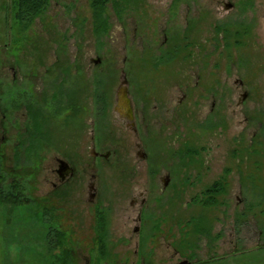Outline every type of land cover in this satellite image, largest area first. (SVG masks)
Wrapping results in <instances>:
<instances>
[{"label": "rangeland", "instance_id": "1", "mask_svg": "<svg viewBox=\"0 0 264 264\" xmlns=\"http://www.w3.org/2000/svg\"><path fill=\"white\" fill-rule=\"evenodd\" d=\"M11 1L0 0V95L12 106L26 84L36 98L45 93V118L29 122L45 152L40 156L36 143L25 150L14 143L28 122H1L9 141L0 144V163L32 201L0 204V264H264V0H110L99 34L90 0H49L23 28L12 18ZM217 23L232 32L249 25L247 35L220 32L214 51ZM123 75L134 113L147 122L141 142L113 110ZM185 82L196 89L186 91ZM59 91L70 95L61 107L54 102ZM74 95L75 117L67 107ZM100 95L105 111L96 106ZM214 119L213 127H202ZM90 143L108 159L88 156ZM137 143L146 159L137 156ZM184 145L200 152L197 159L167 151ZM56 157L76 166L77 192L54 195ZM91 174L97 197L88 203L83 186ZM220 179L225 193L216 201L223 204L192 202ZM142 198L139 235L133 228ZM97 214L107 222L103 258L94 246ZM191 217L211 225V235L191 237L196 246L181 250ZM56 232L66 238L64 259Z\"/></svg>", "mask_w": 264, "mask_h": 264}, {"label": "flooded vegetation", "instance_id": "2", "mask_svg": "<svg viewBox=\"0 0 264 264\" xmlns=\"http://www.w3.org/2000/svg\"><path fill=\"white\" fill-rule=\"evenodd\" d=\"M232 6L233 5L231 3H228V4L226 3L224 5L223 9L225 11H227V10H230L232 8ZM238 26H240V25H238ZM247 26L249 27V25H247ZM248 27H245V29L235 30V32H236L235 33V32H232V30L230 31V29L227 30L226 28H223L222 24H219V23L214 24L213 25V34H214V36H213V41H214L213 50L217 51L218 48H219L218 42L216 41V37L218 36V34H220V32H224L228 37H229V35L232 36V37L236 36V34H243L242 36L245 37L247 35V31H248L247 28ZM235 44L238 45V44H241V43L237 40V42ZM211 52L212 51H209V53H211ZM186 58L190 59L191 56L187 55ZM257 64H259V63H257ZM217 68H219V67H218V64L216 63V64H214V70L217 71ZM216 82H218V84L220 85L219 79ZM235 83H238L239 86L244 85V81H242L240 79H237L235 81ZM26 87L27 88H24L20 95L19 94L16 95V96L14 95L15 96L14 101L12 99L13 95H11V99H12L11 104H12V106L9 105L8 102H6V104H4L3 100H2V97L0 95V130H1L0 131V133H1V135H0V144L9 141L8 137H6L7 135L5 133V131H7L6 130V126L4 127L1 124V122H4V123L8 124V122L11 121L10 123H12L14 125L15 123L19 124V121H20L21 122V124H20L21 126H23L24 123L28 122L27 123L28 124L27 127L23 128L24 129V131H23L24 134L21 135V134H19V132H16L15 137H14V139L16 141H14V143H16V144L22 143V145H24V147H23L24 150L29 148L31 146V144L33 146H35V143H36V144H38L37 146L41 147V148H39L40 150L38 149L39 155L43 156V154H41V153L45 152V149H43L44 148V143H45V141L43 139V136H42V134L40 132H38V134L36 135V131H34V130L31 131L30 130L31 129L30 128L31 124H29V122L31 121L32 123H36V122L43 121V118H45V114L41 113L40 107L42 108V105L45 104V100H47V98H44L45 97V93H42V92H41L42 94L40 95V97L36 98L35 95H34V91H36L35 87L33 85H31L29 87L27 84H26ZM187 88H188V90L189 89H196V87H189V82L186 83V91H187ZM208 93H210V92H208ZM248 94H249V92L247 90L243 91V93L240 94V97L238 98L237 106H239L240 104L244 103V100L246 99ZM65 95H66V97H68L69 93L63 92V91H59V96H58L59 100L57 98H55L54 102H56L59 107H60V102L63 101V98L65 97ZM214 95H216V94H214ZM19 96H21L20 99H17ZM184 96H187V95H186V93L183 92L182 98H184ZM152 97H154V96L152 95ZM71 99H72V104H71V106L69 105V111H71V116L75 117L76 115L79 114V111H77L78 110L77 107H79L78 103H79L80 99L78 98L77 95L72 96ZM159 99L162 100V97H160ZM6 100H8L7 97H6L5 101ZM17 100H20L18 102V104L14 103ZM141 101L145 102V99L143 98V96H142ZM132 111H133V107H132ZM137 113L138 112L134 113V111H133V123H134L135 131L131 130V128L128 126L129 122L125 118H122V119L126 122L127 127L136 135V137L139 138V140L141 142L142 138L140 137V133L142 134V131H144L142 127L144 125H146L147 122L143 119V117L140 119L139 115H137ZM214 113H215V117L218 116V114L216 113L215 110H214ZM8 119H10V120H8ZM246 120L248 122H252L249 119V117H247V116H246ZM204 122L201 123V124H203L202 127H204V128L205 127H213L216 124V119H214V123H210L209 121H206V123H204ZM258 123H259V121H258ZM260 125L263 126V122ZM9 127H11V126L9 125ZM18 134L21 137H19ZM153 134L154 133L151 134L150 138H154V137H156V135L158 136V134H155V135H153ZM146 136H148V135H146ZM37 138L39 140H37V142H35ZM136 147L138 148L137 149V156L140 159H146L147 158L146 157L147 153L144 151L142 145L140 143H137ZM23 151H22V155H23ZM88 156H90L92 159H97L99 157H101L104 160L108 159V157H107L108 153L101 154L99 152H96L94 150V147H93L92 143H90V145L88 146ZM197 157L198 156H195V159H197ZM54 160H55L56 168H53V169L50 170V179H49L50 185L52 187L51 189L55 193L54 195L63 194V193L68 194V192L69 193L77 192V190L74 189V188L77 187V185L75 186L74 183L77 181V179L79 177L78 174H77L76 166L73 164V162H69L66 159H60V158L56 157ZM60 161L61 162L62 161L65 162V164L60 163ZM196 162L199 163L200 161H196ZM82 175H83V177H86L87 173L83 172ZM168 175H169V172L167 173V176ZM167 179L168 178L166 177V180L164 181V184L166 183L165 186L163 184L164 187H166V185H167ZM83 187L86 188V191H87V201H88V203L94 202L95 198L97 197V190L94 187V175L93 174H91L90 180H88V181H86V183H84ZM135 201L136 200H133L130 203L131 207L134 206V202ZM144 204H145V198H142L139 201V204H138V211H137V216H136V219H135L136 225L133 228V232L136 233V234H139V235L142 232V230H141V228H142V215L141 214L142 213L141 212H142ZM101 219L102 220H100V222L102 223V226H101V231L100 232L102 234L106 235V233H107V226H106L107 222L105 220V217H102ZM95 232L96 231H94V235H95ZM151 233H149V234L151 235ZM187 264H188V262H187Z\"/></svg>", "mask_w": 264, "mask_h": 264}, {"label": "trees", "instance_id": "3", "mask_svg": "<svg viewBox=\"0 0 264 264\" xmlns=\"http://www.w3.org/2000/svg\"><path fill=\"white\" fill-rule=\"evenodd\" d=\"M49 0H12L11 10H12V18L15 22L23 27L28 26L35 18H37L47 7ZM110 0H90V6L93 12V20L95 25V31L97 34L104 33L106 31V20L103 18V11L106 4ZM98 96L97 99V108L101 111H105L108 107V103L106 102L105 96ZM69 104V103H68ZM61 107V106H60ZM69 109V105L67 106ZM37 130V129H36ZM38 131H36V135ZM152 142V145L155 142ZM33 146V145H32ZM151 146V145H150ZM158 147V146H157ZM173 148L167 149L170 151L172 155H178L184 157L186 159H193L195 156L199 155L198 150H192L188 146H182L177 150H172ZM166 150V149H165ZM247 150V149H246ZM248 152V150L246 151ZM224 179H220L219 181L215 182L214 185L207 189L206 191L202 192L201 194L195 195L192 198V202L196 206H200L202 208H210L220 204H217L216 196L218 194H224ZM23 183L18 180L16 177H13L11 174H8L6 169L0 163V204H9V205H18L21 203H28L32 200L28 197V195L23 193ZM261 204V203H260ZM258 204V205H260ZM262 213V212H261ZM99 217L95 219V230L97 231V235L94 238V246L98 253L97 257L103 258L105 256V248H104V234H102L101 226L102 223L100 220L101 214H97ZM181 226L182 223H179ZM187 227L191 226L189 231L186 234H182L183 237L179 240L178 247L181 250H191L193 247L196 246V242L190 241V238L193 237L198 239L199 237L210 238L211 235V225L203 220V218H190V220L186 223ZM263 232H264V225H263ZM64 234L60 232H56V239L54 243H56L55 247H61V255L62 259L66 258L69 254V250L66 247H63L66 244V238L63 236ZM264 235V233H263ZM189 237V238H188ZM188 238V239H187ZM207 263V260L204 262H197L195 264H203Z\"/></svg>", "mask_w": 264, "mask_h": 264}, {"label": "water", "instance_id": "4", "mask_svg": "<svg viewBox=\"0 0 264 264\" xmlns=\"http://www.w3.org/2000/svg\"><path fill=\"white\" fill-rule=\"evenodd\" d=\"M91 62L94 64H97L99 63V59L91 60ZM113 110L121 118H125L129 122L128 126L131 128V130L135 131L134 123H133L132 104H131V100L128 95L127 79L124 75L122 76L120 85L118 86L116 90V100H115V106ZM60 163L65 164V162L63 161L62 162L60 161ZM180 264H187V261H183Z\"/></svg>", "mask_w": 264, "mask_h": 264}]
</instances>
